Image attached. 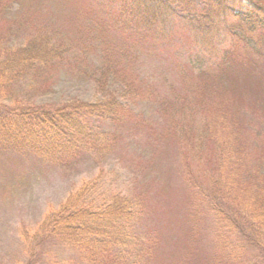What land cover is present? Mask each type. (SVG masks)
I'll return each instance as SVG.
<instances>
[{
	"label": "rangeland",
	"instance_id": "rangeland-1",
	"mask_svg": "<svg viewBox=\"0 0 264 264\" xmlns=\"http://www.w3.org/2000/svg\"><path fill=\"white\" fill-rule=\"evenodd\" d=\"M105 1L19 0L17 9H13L19 18L15 34L22 40L46 33L51 38L71 42L89 40L92 36L110 42L112 57L124 64L119 68L121 76L136 95L119 99L124 105L113 121L96 122L115 136L108 157L84 158L73 164L72 169H64L31 153L0 151V264H24L28 248L34 252L31 235L38 224L87 185L95 186L86 199L94 206L116 196L135 201L133 211L138 212L132 215L130 228L142 241L150 240L153 245L150 255L139 264H220V256L231 264L233 257L221 246L220 235L214 231L213 215L198 194L208 191L214 175L217 164L214 139H205L196 159L188 156L174 137L173 119L163 110V104L170 105L176 95L194 93L198 82L185 68L189 50L197 55L205 49L203 46L210 47V53L201 55L213 67L223 51L236 44L235 37L224 33L220 24L234 23L235 19L226 14L222 22L220 13L213 19V27L203 34L185 19L164 16L157 19L155 28L146 30V38L143 34L131 37L115 27L111 14L103 8ZM247 3L243 0L240 4ZM237 51L241 55L230 66L227 64L222 74L218 72L217 87L212 88L205 101L208 106L233 102L232 109L225 112L232 116L236 127L230 142L236 148L241 146L239 178L244 184L253 177L252 170L264 165V46L245 44ZM90 58L87 67L99 59L94 55ZM48 86L50 90L40 95L31 89L34 85L24 84L16 96L23 103L46 107L105 98L96 92L86 75H77L72 68L54 72L53 82ZM237 103L241 105L236 107ZM206 115L211 117L210 113ZM194 118L197 121L205 118L198 106ZM234 131L242 136L241 142ZM222 161L225 174L230 173L232 159L224 156ZM227 237L239 240L235 233L228 232ZM46 249L45 245L36 247L31 261L80 264L78 255L60 244L54 245L47 256ZM41 252L44 254L40 255ZM240 254V259L232 264H240L242 260L247 264L254 262L258 250L244 246Z\"/></svg>",
	"mask_w": 264,
	"mask_h": 264
},
{
	"label": "trees",
	"instance_id": "trees-1",
	"mask_svg": "<svg viewBox=\"0 0 264 264\" xmlns=\"http://www.w3.org/2000/svg\"><path fill=\"white\" fill-rule=\"evenodd\" d=\"M241 1L106 0L103 8L111 14L120 33L131 37L143 34L145 36L140 37L146 38V30L155 28L157 19L164 16L185 19L203 34L213 27V19L221 16L220 13L222 22L226 14L235 19L234 23H220L224 33L235 37L233 43L236 44L223 51L213 67H209V60L201 55L210 53V47L203 46L205 49L197 55L189 50L186 73L192 72L190 76L198 84L194 85V93L176 95L170 105L163 104V110L173 119L174 137L188 156L196 159L205 139H214L217 154L214 175L208 191L204 194L198 191V194L203 196L204 205L213 215L214 231L220 235L221 246L233 257L231 264L240 259L244 246L258 250L256 260L250 264H264V165L252 170L253 177L242 184L238 164L243 160L241 146H231L235 125L232 116L225 112L233 102L228 100L222 108L218 103L208 106L205 101L206 95L217 87L218 72L222 74L241 55L238 48L243 49L245 44L264 46V2L247 0V5L243 6ZM17 6L19 0H0V24L3 23L0 25V151L31 153L64 169H72L73 164L75 166L84 158L99 160L110 156L115 136L96 122L113 121L124 105L119 99L136 95L121 76L119 68L124 64L112 57L110 42L94 36L80 42L51 38L46 33L26 40L18 38L15 29L19 18L13 14ZM91 55L99 59L87 67L92 61ZM71 68L77 75H86L94 83L96 92L104 94L105 98L97 102L72 101L46 107L31 105L28 101V104L23 103L20 96H16L24 84L34 85L31 89L37 94H46L54 72ZM193 94L198 96L195 98ZM240 105L237 103L236 107ZM196 106L205 116L199 121L194 118ZM235 134L241 142L242 136ZM224 156L232 159L233 170L228 174L222 166ZM94 187H81L72 198L71 195L45 216L31 235L35 242L34 252L36 247L45 245L47 256L54 245L60 244L73 250L80 264H139L150 255L153 245L150 240L142 241L130 228L131 217L138 212L133 211L135 201L116 196L94 206L86 200ZM228 232L235 233L239 240L228 239ZM34 252L28 248L24 264H35L31 261ZM218 260L220 264H227L221 256ZM240 264L247 262L242 260Z\"/></svg>",
	"mask_w": 264,
	"mask_h": 264
}]
</instances>
